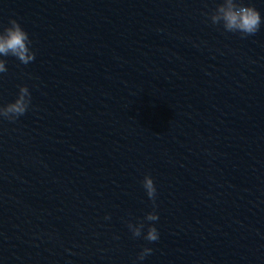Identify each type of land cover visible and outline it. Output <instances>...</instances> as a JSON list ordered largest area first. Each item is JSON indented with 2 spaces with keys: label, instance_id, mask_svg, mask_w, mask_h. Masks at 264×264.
<instances>
[{
  "label": "clouds",
  "instance_id": "9594fccd",
  "mask_svg": "<svg viewBox=\"0 0 264 264\" xmlns=\"http://www.w3.org/2000/svg\"><path fill=\"white\" fill-rule=\"evenodd\" d=\"M207 15L213 25H222L226 32H238L242 38L254 36L264 22L257 8L252 4H245L243 0H222ZM31 44L29 34L16 19H10L8 25L0 29V57L13 56L20 63L27 65L35 60V52L31 49ZM6 72V60L0 58V74ZM30 105L31 93L29 88L26 85H21L14 102L0 105V119L15 122L28 111ZM141 183L148 198L153 203V211L148 212L144 220L148 222L157 221L159 216L155 211L157 189L154 180L150 174H146ZM109 218L105 217V219ZM127 226L133 237H140L143 234V238L148 242H155L159 239V232L151 223L147 226L146 234L144 233V221L136 224L129 222ZM152 251L153 249L150 247L142 248L137 260L143 261Z\"/></svg>",
  "mask_w": 264,
  "mask_h": 264
}]
</instances>
